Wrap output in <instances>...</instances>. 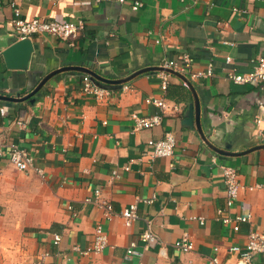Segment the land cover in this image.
Listing matches in <instances>:
<instances>
[{"label":"crops","instance_id":"obj_1","mask_svg":"<svg viewBox=\"0 0 264 264\" xmlns=\"http://www.w3.org/2000/svg\"><path fill=\"white\" fill-rule=\"evenodd\" d=\"M134 1L0 0V94L24 96L70 65L128 78L95 82L104 89L99 97L82 90L89 74L63 70L34 102L0 100V142L16 143L34 159L32 168L20 170L0 155V264H210L214 257L264 264V252L243 258L249 233L264 235V138L256 124L264 119V82L237 84L226 76L228 69L252 71L264 56V0H138L142 5L133 10ZM14 7L25 18L82 20L84 28L73 46L49 34L33 36L28 69H9L2 52L20 39ZM183 52L193 69L213 63L214 75L170 72L166 90L163 70L130 77ZM151 97L163 98L166 107L147 103ZM191 104L197 108L192 126ZM133 114H159L162 122L136 130ZM166 132L176 136L174 154L153 157L148 140ZM223 166L234 167L243 185L229 207ZM97 189L113 205L110 217L87 201ZM135 202L138 218L127 225L120 212ZM237 214L250 220L234 231L222 218ZM98 224L107 235L104 249L77 252L93 243ZM147 228L158 238L148 244L141 239ZM184 234L194 244L190 251L174 246ZM133 243L137 253L129 254Z\"/></svg>","mask_w":264,"mask_h":264},{"label":"built area","instance_id":"obj_2","mask_svg":"<svg viewBox=\"0 0 264 264\" xmlns=\"http://www.w3.org/2000/svg\"><path fill=\"white\" fill-rule=\"evenodd\" d=\"M120 2H125L127 0H119ZM142 3L140 1H134L132 3V9L137 10L140 8ZM14 24L19 38H32L37 34H49L54 37L61 38L69 42L70 45H74V40L80 34V31L84 28V22L82 20L78 21H57V20H46L41 17L25 18L22 15L21 9L19 7H14ZM157 40V42H159ZM226 62L231 63L232 57L227 56ZM165 69H172L180 74H189L194 79L208 78L214 75L213 63H209L206 69H193V58L188 53H181L174 59H167L161 64ZM170 72L160 71L159 76L161 77V86L163 90L167 89L168 78ZM228 80L237 84L250 83L257 85L260 82H264V56H259L255 59V65L252 71L240 73L234 69H228L226 74ZM82 90L87 93H93L99 97L103 96L104 89L99 87L89 75H84L82 79ZM146 102L149 104H154L158 107L165 108L166 103L163 98H147ZM0 111L5 112L3 106L0 105ZM135 119V129L143 128H153L158 126L162 122V116L159 114L149 115V116H138L133 114ZM256 124L259 126V133L264 138V119L257 117ZM148 145L151 148L153 157H169L174 154L176 147V136L173 132H166L163 137L160 138H150L148 140ZM0 155L9 156L10 161L20 170H28L33 167V157L30 156L27 151L16 143H4L0 142ZM223 176L226 183V205L231 206L238 196V193L243 188V185L238 177L237 170L232 166H223ZM37 171L41 172L40 169ZM261 184H256V186H249V189L255 187H260ZM90 202H96L103 210L106 217H110L115 214L113 205L110 201L102 198V193L100 189L96 190L94 198L87 199ZM151 201V200H148ZM138 205L137 202L130 204L127 207L122 208L120 214L124 218L127 225H130L133 220L138 218ZM219 213L222 212L221 209L218 210ZM203 223V218H200ZM223 222L230 226L234 231L240 230V224L243 222H248L250 220V215L237 214L232 217L222 218ZM60 239L59 236L56 238V242ZM141 239L146 242L156 241L157 235L154 234L149 228L145 229L141 233ZM107 235L103 229L102 224H98L95 228V237L91 245L86 249H80L75 247L77 252L81 254H91L100 253L107 244ZM174 246L181 251H190L193 249L194 244L187 234H184L181 239L175 242ZM135 243L132 244L131 248L128 249L129 254L137 253L134 249ZM257 252H264V235L252 231L249 233V239L247 243V249L243 253L244 259H249L252 254ZM210 264H223L218 257L211 259Z\"/></svg>","mask_w":264,"mask_h":264},{"label":"water","instance_id":"obj_3","mask_svg":"<svg viewBox=\"0 0 264 264\" xmlns=\"http://www.w3.org/2000/svg\"><path fill=\"white\" fill-rule=\"evenodd\" d=\"M35 51V46L34 43L32 41L31 38H22L17 40L16 42H14L13 44H11L10 46H8L3 52V56H4V60H5V64L7 66V68L9 69H22V70H26L29 67V63L32 57V54ZM81 70L83 72H85L86 74H89L90 77L92 78V80L94 82H98V83H106V84H120L125 82L128 78H124V79H108L103 77L102 75L98 74L96 71L83 67V66H77V65H70V66H66L64 68L58 69V70H54L50 73H48L47 75H45L40 82L30 91L28 92L26 95L21 96V94H17L16 96H10L7 94H0V100L5 101L6 104L8 106H11V104L13 102H22V101H26V100H30L32 102L35 101V95L40 91V89L43 87V85L55 74H57L60 71L63 70ZM149 69H153V70H164V71H168L171 72L173 74H176L178 76L183 77L182 74L172 70V69H165L162 66H155V67H148L142 70H139L137 72H135L134 74H132L130 77L135 76L139 73H142L143 71L149 70ZM184 78V77H183ZM198 107L197 103L195 105V107ZM194 110L196 111L197 108H194V105H190L189 106V111H188V115L187 117H189V122H187L190 126H192L191 120H192V116L194 114ZM198 128L200 129V126L198 125ZM201 130V129H200ZM202 133V131H200ZM208 142V141H207ZM209 143V142H208ZM212 146V145H211ZM260 147H264L260 146ZM214 150L221 154V155H230L233 153L227 152L223 149H220L218 147H214Z\"/></svg>","mask_w":264,"mask_h":264}]
</instances>
